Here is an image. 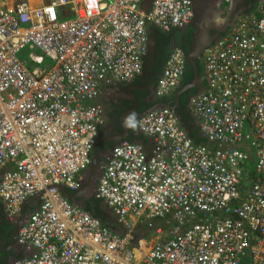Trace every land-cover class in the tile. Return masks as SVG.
<instances>
[{"label": "built area", "instance_id": "built-area-1", "mask_svg": "<svg viewBox=\"0 0 264 264\" xmlns=\"http://www.w3.org/2000/svg\"><path fill=\"white\" fill-rule=\"evenodd\" d=\"M0 1V207L16 221L38 205L17 243L18 264H264V1L204 51L208 88L192 100L207 145L172 109L134 123L153 144L122 142L95 200L116 233L74 205L104 125V86L141 76L150 29L191 24L192 0ZM187 67L175 50L156 88L174 97ZM161 221L146 246L136 228Z\"/></svg>", "mask_w": 264, "mask_h": 264}, {"label": "flooded vegetation", "instance_id": "flooded-vegetation-1", "mask_svg": "<svg viewBox=\"0 0 264 264\" xmlns=\"http://www.w3.org/2000/svg\"><path fill=\"white\" fill-rule=\"evenodd\" d=\"M232 1L233 6L231 11H228L223 15L226 17V20L221 26L220 32H227L236 23L238 15L246 14L256 3V0ZM173 31H175L177 35L182 37L183 47L187 49L189 46V44L187 43V36H191L192 28L190 26H187ZM214 31L218 33L217 30ZM216 32H212L211 34L216 35ZM224 35L225 34H223L222 37ZM150 51L148 54H150ZM167 52V42L165 41V38H163L162 40H160L159 49H155V53L153 54L154 57L157 58L156 61H154V70H156L154 74L155 76H158L160 70L163 68V63L167 57ZM188 76L189 71L186 73V77L183 78L181 87L174 95V97L166 100L174 106L177 99V95H179L180 106L177 108L176 114L181 121H183L185 117L193 116L192 100L197 95H199L200 89L199 86L193 84L194 76L186 82ZM154 78H151L152 81L148 82L147 86L142 85L140 86V88H138L137 83H135L137 82L136 80L138 78L130 84H125L126 86L125 88H123V92H121L120 94L121 96L115 98L114 100L113 110L111 112L108 111L107 114L104 113V126L100 128L98 138L100 142L97 147V172L93 173L91 169H88L84 172V180L89 183L87 194L83 195L81 198L78 197L76 201H74L75 203L73 202L74 205H81L84 210L88 212L90 211V213L94 214L95 217L109 216L112 218L113 221L115 220L113 213L110 211L109 208H107L102 203L100 204L101 207H98V204H96L95 193L97 190L98 182L100 180L104 168L108 163V160L112 157L113 152L123 142L120 136L124 134V122H126L128 126L131 125V127H133L134 123L137 120L136 115L149 110L157 103L158 99L156 97V94L154 93V86H152V84H154L156 81L154 80ZM103 97L104 96H102V98ZM133 99L135 100V102L133 101ZM81 190H83L82 183L80 184L79 191ZM74 194L76 193H71V195ZM94 204L95 206L93 207ZM35 208H31L32 212L29 211V214H32ZM9 232L5 233L4 231H2L0 234V245L3 246V250H0V264H16V261H18L15 255H9V251L5 250V246H7V243H11V240L5 235ZM19 262L20 261H18L17 264Z\"/></svg>", "mask_w": 264, "mask_h": 264}, {"label": "crops", "instance_id": "crops-1", "mask_svg": "<svg viewBox=\"0 0 264 264\" xmlns=\"http://www.w3.org/2000/svg\"><path fill=\"white\" fill-rule=\"evenodd\" d=\"M22 1H25V0H22ZM26 1L30 2L34 6H40L42 4L47 3L49 0H26ZM263 1L264 0H260L256 6L255 5L252 6L251 9L246 14L238 15L236 23L238 22L239 19H241L243 17L249 16L251 14H255L258 11L259 6L263 3ZM16 3H17L16 0L1 1V4L4 5L5 7H7L8 9H12ZM232 6H233V1L232 0H222V10L224 12H225V10L227 12L228 11L230 12L231 9H232ZM223 17L224 16L221 17L222 23L225 21V20H222ZM152 31L153 30L151 28L150 29V40H151L150 43L153 46L154 52L152 53V51L149 50L150 54L144 60L143 73L141 74L140 77H138V79L136 80L137 82H135V83H137L138 88H140V86H142V85H146L147 86L148 82L152 81L151 78L156 77V78H154V80H156L155 83L152 84V86H154V90H155L154 93H156L157 85L159 83V80H160V78L162 76L163 70H164V68L166 66V63H167L170 55L175 50H183L184 51V47H183L182 37L177 35L175 33V31L172 30L171 32H161L160 39H158L157 35H154L152 33ZM191 33H192V31H191ZM161 36L163 38H165V41L167 42L168 52H167V57H166V59L164 60V63H163V68L160 70V73L158 74V76H155L154 74H155L156 70H154V67H155L154 66V61H156L157 58H155L153 54L155 53V49L156 50L159 49L160 40L163 39V38L161 39ZM200 63L203 64L202 59H200ZM196 85L199 86V88H200L199 89V94H201V93H203V92H205L207 90V88H208V78H207L205 73H204L203 76L199 75V82H197ZM125 86H126L125 84L124 85L123 84H113L111 87L110 86L109 87H105L104 86L103 88H101V89H103L101 97L104 96L103 97L104 98L103 107H104L105 114H107L108 111L111 112L113 110L114 100H115V98L121 96L120 94H121V92H123V88H125ZM99 102H100V100H99ZM181 125L183 126V128L185 130H187V132H188V130L193 129V130H198L199 133H200V122L197 119V117L195 116L194 111H193V116L192 117L191 116L190 117H185L183 119V121H181ZM129 133L130 134H129L127 139H128V141L130 143L140 144V145H142V146H144L146 148H149L153 144V140L149 139V138H146L141 133H139L135 129V126H133V127H131V125L129 126ZM86 194H87V191L83 195H86ZM37 205L38 204L34 205V207L32 205L27 206V209H26L27 219L31 215V214H29V211L32 212L31 208L34 209L35 207H37ZM102 217H104V216H102ZM105 217H106V222L111 223V224H115L114 222H116V221L115 220L113 221L111 217H109V216H105ZM12 222H15V221L9 220L7 218V216H6V214L4 213L3 209L0 207V234H1L2 231H4L5 233L11 231L13 229V226L11 224ZM158 223H159L158 225L162 224L161 221H159ZM152 225H157V224H156V222H154V223H152ZM151 227L152 226H150L149 229H151ZM114 228H115V226H114ZM116 229L119 231V233H123V231L121 229H119V228H116ZM149 229L148 230L146 229L145 231L146 232H148V231L150 232L151 230H149ZM138 230H136V233H138L137 232ZM146 232H144V235H139L138 234V238L140 236L141 237L140 239H144L145 238L144 236H145ZM155 242H156V240L154 241V243ZM0 247H3V246L0 245ZM5 250L9 251V255H15L16 259L18 261H20V260L22 261V260H25V259L29 258L30 254H31V251L27 250L25 247L20 246L17 242H16L15 245H13L11 243L10 244L7 243V246H5ZM18 261H16V264H17Z\"/></svg>", "mask_w": 264, "mask_h": 264}, {"label": "water", "instance_id": "water-1", "mask_svg": "<svg viewBox=\"0 0 264 264\" xmlns=\"http://www.w3.org/2000/svg\"><path fill=\"white\" fill-rule=\"evenodd\" d=\"M153 3H154V0H144L143 5H142L143 11L145 13H149V11L151 10L153 6ZM192 3H193V20L190 24V27L192 28V36H191V43L189 46V51L186 53V60H187L188 65L193 70V73H194L193 84L195 85L197 84V82H199V69L197 66L198 60L201 59L202 54L208 47L212 46L214 43L221 40L222 35L225 34L226 31L220 32V28L224 23V22L222 23L221 17L225 13L222 10V0H192ZM214 30H217L218 33ZM212 32H216V35H212L211 34ZM150 50L152 51V53L154 52L152 44H150ZM133 101L135 102L134 99ZM174 106L165 100H158L157 103L152 108H150L149 110L141 114H137L136 118L140 119L152 112L162 110V109H172L173 111L176 112L177 108L180 106L179 95H177V99H176ZM129 134H130L129 126L127 125L126 122H124V134L120 136L123 142L128 141L127 138ZM99 142L100 140L97 141L94 147L92 163L89 168L92 170L93 173L97 172V166H98L97 147H98ZM81 183L83 184V190L79 191L78 193L74 195H71L70 192L67 191L63 187H60V191L66 198L74 202L76 201L78 197L81 198L88 189L89 183H87L85 180L82 181ZM36 204H38V198H34V199L27 201L21 208V214L18 220L11 223L13 226V229L8 234H5L9 239H11V244L13 245L16 244L20 229L22 228L24 222L27 219V215H26L27 206H30V205L33 206ZM94 206L95 204L93 205V207ZM78 207L84 209L81 205H78ZM92 215L94 216V214ZM102 223L105 227L111 228L114 232L119 233V231L116 228H114V224L103 222V221ZM0 250H3V247H0Z\"/></svg>", "mask_w": 264, "mask_h": 264}, {"label": "trees", "instance_id": "trees-1", "mask_svg": "<svg viewBox=\"0 0 264 264\" xmlns=\"http://www.w3.org/2000/svg\"><path fill=\"white\" fill-rule=\"evenodd\" d=\"M260 0H256V3H255V6L258 4ZM152 33L154 35H157V38L160 39V34H161V31L158 30V29H154L153 28V31ZM163 37L161 36V39ZM190 40H191V37L187 36V43L189 44L190 43ZM186 43V44H187ZM158 48V47H157ZM185 49V48H184ZM188 49H185V51L187 52ZM197 66H198V69H199V75L200 76H203L204 75V68L202 67V64L199 62H197ZM189 71V76L187 77V80H190L193 76H194V73H193V70L192 68L187 64V68H186V71H185V75H184V78L186 77V73ZM188 135L189 137L192 139V141L197 144V145H207V142L201 137L200 133L198 130H193V129H190L188 130ZM96 204H98V207H100V202L96 201ZM90 212V211H89ZM102 216H97V218L101 219L103 222H106V217H102Z\"/></svg>", "mask_w": 264, "mask_h": 264}, {"label": "rangeland", "instance_id": "rangeland-1", "mask_svg": "<svg viewBox=\"0 0 264 264\" xmlns=\"http://www.w3.org/2000/svg\"><path fill=\"white\" fill-rule=\"evenodd\" d=\"M1 1H5V0H1ZM17 1V3L18 2H21L22 0H16ZM225 13H227V11L225 10ZM223 20H226V17L224 16L223 18H222ZM99 100H100V103H102L103 104V98L102 97H99ZM84 179H85V175H84V173L80 176V178H79V181H84ZM159 221H156V224L157 225H152V227H151V229H149L150 228V225L148 224V223H145V222H143V223H141L137 228H136V230H138L137 232V235L139 234V235H144V232H146L145 230L147 229H149V230H151L150 232L148 231V232H146L145 233V240H146V243H147V245L146 246H152L153 245V243H154V241L156 240V237H157V234L155 233L156 232V229L157 228H160V227H163L164 226V224L162 223L161 225H158L159 223H158ZM141 229V230H140ZM143 237V236H142ZM139 238H141L140 236H139Z\"/></svg>", "mask_w": 264, "mask_h": 264}, {"label": "clouds", "instance_id": "clouds-1", "mask_svg": "<svg viewBox=\"0 0 264 264\" xmlns=\"http://www.w3.org/2000/svg\"><path fill=\"white\" fill-rule=\"evenodd\" d=\"M235 24H236V23H235ZM235 24H234V25H235ZM234 25H233V26H234ZM189 26H190V25H189ZM233 26H232V27H233ZM232 27H231V28H232ZM231 28H230V29H231ZM230 29H229V30H230ZM176 30H177V29H176ZM161 32H162V31H161ZM227 32H228V31H227ZM227 32H226V33H227ZM226 33H225V34H226ZM191 36H192V33H191ZM191 36H190V37H191ZM150 41H151V40H150ZM190 43H191V41H190ZM190 43H189V46H190ZM216 43H217V42H216ZM150 44H151V43H150ZM214 44H215V43H214ZM189 46H188V48H187V49H188L187 52L189 51ZM184 48H185V47H184ZM208 48H209V47H208ZM185 49H186V48H185ZM185 49H184V51H183V50H182V51H183V52L185 53V55H186L187 52L185 51ZM203 54H204V53H203ZM203 54H202V57H201L202 62H203ZM148 55H149V54H148ZM148 55H147V56H148ZM170 56H171V55H170ZM186 61H187V60H186ZM198 61H200V60H198ZM187 64H188V63H187ZM201 64H202V63H201ZM202 65H203L202 67L204 68V64H202ZM186 68H187V67H186ZM204 73H205V70H204ZM182 81H183V80H182ZM181 84H182V83H181ZM180 87H181V86H180ZM157 99H158V98H157ZM158 100H159V99H158ZM165 101H166V100H165ZM192 110H193V109H192ZM180 122H181V121H180ZM100 128H101V127H100ZM186 131H187V130H186ZM187 133H188V132H187ZM80 184H81V182H80ZM71 193H72V192H70V194H71ZM76 193H77V192H76Z\"/></svg>", "mask_w": 264, "mask_h": 264}]
</instances>
